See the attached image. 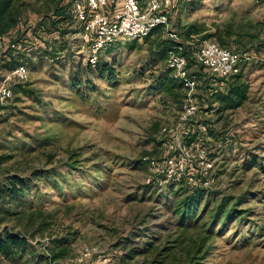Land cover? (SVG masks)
Instances as JSON below:
<instances>
[{
    "label": "rangeland",
    "instance_id": "rangeland-1",
    "mask_svg": "<svg viewBox=\"0 0 264 264\" xmlns=\"http://www.w3.org/2000/svg\"><path fill=\"white\" fill-rule=\"evenodd\" d=\"M13 3L18 23L1 41L25 46L12 63L24 64L28 79L0 109V233H20L30 248L0 264H264V0H177L167 31L116 41L93 70L71 0ZM57 8L59 32H40L39 22L59 18ZM191 25L197 41L221 38L255 56L235 77L247 86L239 107L214 110L211 92L233 79L199 69L188 92L165 68L169 33L186 39ZM3 60L0 53V80L9 71ZM185 94L197 103L184 126L190 139L177 120ZM192 140L189 175L208 177L207 159L213 181L179 224L182 195L145 159ZM12 176L25 188L8 195ZM56 239L65 252L53 260ZM131 247L140 253L127 257Z\"/></svg>",
    "mask_w": 264,
    "mask_h": 264
},
{
    "label": "built area",
    "instance_id": "built-area-1",
    "mask_svg": "<svg viewBox=\"0 0 264 264\" xmlns=\"http://www.w3.org/2000/svg\"><path fill=\"white\" fill-rule=\"evenodd\" d=\"M177 0H71L73 17L80 24L83 40L87 43L86 61L94 65L100 52L111 44L122 38H145L156 28L167 31L169 25L168 13L176 4ZM193 2L196 0H186ZM169 36L174 42L167 49L165 57V68L176 79L184 91H191L199 84L196 72H189L190 61L194 67H199L208 77L227 80L239 75L244 65L248 64L255 56L246 50L233 51L221 47L216 42L208 39L197 41L194 38L180 39L174 32ZM8 49L13 52H21L25 46L20 42H10ZM0 42V51L2 50ZM264 60V56L262 57ZM28 79V71L25 65H18L8 71L0 80V109L7 105L12 99L11 82H25ZM197 112V103L194 98L185 94L178 123L181 135L188 137L185 129L187 122ZM187 139H190L188 137ZM186 146H170L169 151L161 161L147 160L149 168L162 178L166 184L178 183L184 179L186 184H194L195 178L188 173V160L191 148L198 144L192 140ZM207 169H211V161H205ZM205 170L202 185L213 181ZM205 177V176H204Z\"/></svg>",
    "mask_w": 264,
    "mask_h": 264
},
{
    "label": "trees",
    "instance_id": "trees-1",
    "mask_svg": "<svg viewBox=\"0 0 264 264\" xmlns=\"http://www.w3.org/2000/svg\"><path fill=\"white\" fill-rule=\"evenodd\" d=\"M17 6L13 3V0H0V42L2 43L3 47L0 53H2V58L4 59V63L8 64L9 71L13 70L18 65H24V64H14L13 61V51L8 49L7 44H3V37L7 35V33L12 30L18 23L19 19V10L16 8ZM55 15L59 17L56 20L49 21L48 24L44 22H39L37 29L41 31H47L51 32L58 31L59 32V26L58 24L63 21L64 19V12L61 8H57L55 10ZM159 27L154 28L148 36L145 38L151 36L154 32L159 31ZM197 33L196 27L191 25L188 27V29L184 32L185 38H194L193 34ZM18 42V41H14ZM8 43V42H7ZM173 41L169 39V42L164 46L163 52L164 56L166 57V51L173 45ZM219 43V44H218ZM217 44L221 47L228 48L233 51H240L244 49H235L229 46H226L227 42L221 38H219V42ZM5 45V46H4ZM260 46L264 50V42H262ZM247 51V50H246ZM86 65L89 69H96L100 67V54L98 55L97 61L94 65L89 64L86 62ZM199 67H195V70H198L196 74H199ZM169 72L170 76L171 73ZM194 74V73H193ZM238 76V75H236ZM231 77L233 81L231 83L227 84V89L225 92H219L214 91L211 92L213 94L214 103H216V107L214 108L216 113H224L225 111L233 110L237 107H239L243 101L246 99V89L247 86L245 83L239 81V78ZM171 78L178 84V86L181 88V84L174 79L172 76ZM230 79V78H229ZM236 79V80H235ZM19 83H10V87L12 90V86L17 85ZM210 93V94H211ZM211 94V95H212ZM13 96V94H12ZM208 109V108H207ZM207 127L208 134L210 136H215L214 131L209 127L208 123H204ZM192 138V137H191ZM142 161V160H140ZM161 161V160H160ZM202 179L199 181V179H195L194 184H186L184 179H181L180 182L174 184L170 183L168 184V189L171 191H175L176 194L182 195L181 201L176 204L175 206V212L178 213V222L177 223H184L185 216L184 213L188 211V208L195 204L198 200H200L205 194L208 193L210 190L209 187H205L202 185ZM149 189L151 185L147 186ZM25 188V180L17 177L12 176L8 179L7 185L5 186V192L8 195H14L17 192H21V190ZM187 225H190L189 220H186ZM56 247L53 249L52 257L53 260L58 259L63 256L65 252V248L63 246L64 243L61 242L60 239L54 240ZM30 248V244L27 240V238L24 235H21L20 233H14L12 231H9L7 229H3L0 233V256L6 259L17 257L21 254H24L28 249ZM139 248L137 247H131L129 249V253L127 254V257H131L133 254H138ZM191 264H200L198 261H191ZM190 264V263H188Z\"/></svg>",
    "mask_w": 264,
    "mask_h": 264
},
{
    "label": "crops",
    "instance_id": "crops-1",
    "mask_svg": "<svg viewBox=\"0 0 264 264\" xmlns=\"http://www.w3.org/2000/svg\"><path fill=\"white\" fill-rule=\"evenodd\" d=\"M177 5H179V4H177ZM210 82H212V84H210V85H216V82H215V80H210ZM221 84H219L218 86H217V88H215V90L214 91H219V92H225L226 91V89H227V84H224L225 85V87L224 86H220ZM223 85V84H222Z\"/></svg>",
    "mask_w": 264,
    "mask_h": 264
}]
</instances>
